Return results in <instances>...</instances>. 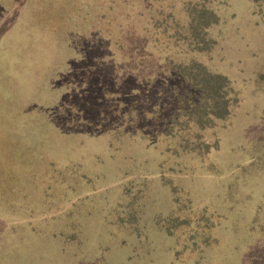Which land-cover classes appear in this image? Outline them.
Masks as SVG:
<instances>
[{
    "label": "rangeland",
    "instance_id": "rangeland-1",
    "mask_svg": "<svg viewBox=\"0 0 264 264\" xmlns=\"http://www.w3.org/2000/svg\"><path fill=\"white\" fill-rule=\"evenodd\" d=\"M0 264H264V0H0Z\"/></svg>",
    "mask_w": 264,
    "mask_h": 264
},
{
    "label": "trees",
    "instance_id": "trees-1",
    "mask_svg": "<svg viewBox=\"0 0 264 264\" xmlns=\"http://www.w3.org/2000/svg\"><path fill=\"white\" fill-rule=\"evenodd\" d=\"M183 68V77L198 91L196 103L190 110V114L197 121H200L203 115H206V120L210 116H226L229 104L224 97L225 93L220 92V89L227 85L225 77L210 73L203 66H183Z\"/></svg>",
    "mask_w": 264,
    "mask_h": 264
}]
</instances>
